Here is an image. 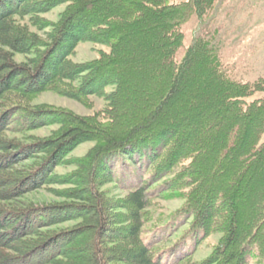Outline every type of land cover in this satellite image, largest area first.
Segmentation results:
<instances>
[{
  "label": "trees",
  "instance_id": "trees-1",
  "mask_svg": "<svg viewBox=\"0 0 264 264\" xmlns=\"http://www.w3.org/2000/svg\"><path fill=\"white\" fill-rule=\"evenodd\" d=\"M216 1L0 0V264H29L37 252L31 264H191L212 234L210 254L194 264H264V97L247 100L264 77L230 76L215 30L177 58L183 26L207 19ZM59 5L56 20L40 15ZM80 42L107 49L75 62ZM45 91L105 105L79 115L33 104ZM51 125L29 143L5 134ZM83 142L92 145L70 160L76 168L53 173ZM114 157L148 171L122 197L101 188L118 181ZM50 185L65 186L53 189L64 201L25 200ZM153 191L183 200L175 214L188 223L170 247L144 235Z\"/></svg>",
  "mask_w": 264,
  "mask_h": 264
},
{
  "label": "rangeland",
  "instance_id": "rangeland-1",
  "mask_svg": "<svg viewBox=\"0 0 264 264\" xmlns=\"http://www.w3.org/2000/svg\"><path fill=\"white\" fill-rule=\"evenodd\" d=\"M64 5H59L49 12L40 14L42 17L54 21ZM35 29V28H33ZM32 29V30H33ZM215 30V45L219 50L220 58L228 74L237 80L253 82L257 78L264 77V0H217L214 10L209 17L200 20L193 16L184 26L185 39L183 46L177 53L181 58L186 47L192 42L194 36L199 33L212 32ZM42 33V31H39ZM99 49H107L101 44L80 42L75 48V53L70 58L75 62L91 60L97 57ZM25 55L16 54L14 60L21 62ZM264 97V91L255 92L247 98L252 100ZM90 106L81 103L73 98L58 94L53 91H45L32 99L33 104H48L55 107L69 109L79 115H89L104 108L105 101L102 97L91 95ZM56 126H44L26 135H14L5 133L8 138H22L24 142H30L26 138L31 135L35 138H42L50 134ZM92 142H83L67 154L62 164H58L52 170L53 173L64 175L70 173L76 167L70 163L71 159L83 156L91 147ZM31 161L21 162L15 168L29 166ZM113 170L118 177L114 182L104 184L101 188L109 196L122 197L130 188L135 186L140 176L145 177L148 173L143 160L121 161L118 157L111 160ZM26 166V167H27ZM30 168V167H28ZM139 177V178H138ZM153 186H157L153 185ZM64 185L45 186L34 191H28L24 195L25 200L34 204H44L53 201H64L61 197L54 195V188H62ZM12 186L7 191H12ZM10 192H7L8 194ZM151 201L148 205V219L143 228L145 236L155 234V240H160L163 247H170L181 234L185 233L187 221L177 219L176 211L180 208L183 200L175 197H162L158 191H153ZM176 215V216H175ZM179 222V227L176 223ZM71 223H63L60 227L69 226ZM218 234H212L203 239L191 255V264L198 263L206 258L218 239ZM57 246V245H56ZM49 252V251H47ZM34 253V252H33ZM40 252L28 255L27 262L31 264L41 258ZM31 262V263H30ZM251 264H258L255 258H250Z\"/></svg>",
  "mask_w": 264,
  "mask_h": 264
}]
</instances>
